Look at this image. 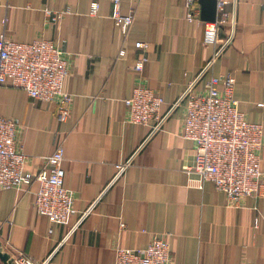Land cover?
Masks as SVG:
<instances>
[{"label":"crops","instance_id":"crops-1","mask_svg":"<svg viewBox=\"0 0 264 264\" xmlns=\"http://www.w3.org/2000/svg\"><path fill=\"white\" fill-rule=\"evenodd\" d=\"M95 1L99 11L91 14ZM227 1L234 37L215 58L216 45L203 41V23L187 18V0H120L122 14L135 10L127 35L112 18V0H0V38H49L71 61L64 90L73 101L65 120L55 104L9 85L0 86V117L21 124L28 170L43 168L42 157L63 146L64 185L75 209L67 222L53 223L35 206L38 181L0 188L3 252L24 253L36 264L55 250L47 264H115L118 247H144L166 236L173 264H264V190L235 202L212 181L198 187L197 176L185 170L195 144L181 135L183 105L151 136L149 127L127 120L125 100L136 85L162 95L167 107L214 58L196 89L204 90L212 75L232 74L240 111L264 130V0ZM46 9L66 13L56 21ZM230 31L223 26L219 42ZM138 41L149 48H137ZM144 54L147 61L136 70ZM131 158L115 179L117 165ZM0 264L6 263L0 258Z\"/></svg>","mask_w":264,"mask_h":264},{"label":"built area","instance_id":"built-area-1","mask_svg":"<svg viewBox=\"0 0 264 264\" xmlns=\"http://www.w3.org/2000/svg\"><path fill=\"white\" fill-rule=\"evenodd\" d=\"M112 2V18L122 33L127 35L134 22L135 10L124 15L120 10V0ZM227 3V0H218L216 20L203 21L199 0H187V18L203 23V41L216 45L215 58L232 43L234 37L235 12L226 9ZM98 11L99 3L95 1L91 5V14H97ZM46 13L58 21L66 11L52 12L46 9ZM225 25H230L231 31L223 42H219L218 32ZM135 46L143 51L149 48V44L144 41L136 42ZM124 54L122 50L120 56ZM213 60L167 107L162 95L155 94L144 84L136 85L132 95L125 100L127 120L149 127L151 136L162 128L176 108L183 105L181 135L195 144L194 161L185 170L197 176L198 187L203 188L206 182L212 181L235 202L246 197L261 196L264 190V173L261 169L264 130L262 124L249 122L240 111L239 101L234 97L235 78L232 74L212 75L204 90L196 89L199 81L210 70ZM146 61L147 56L144 54L134 68L141 71ZM70 65L71 61L62 45L49 38L28 43L0 38V86L23 89L31 99L55 104L60 120L68 117L73 101V95L64 90V80L69 74ZM21 131V124L17 120L0 117V188H21L38 181L35 200L38 213L48 216L53 223H65L75 213V209L73 196L64 185L63 146L42 157L45 162L43 168L28 170L27 156L19 144ZM131 162L132 158L117 165L115 179L127 170ZM87 213L82 214L75 228ZM258 223L256 218L255 227ZM55 251L40 264H47ZM13 259L15 264H36L24 253ZM115 264H173L169 238L155 237L144 247H118Z\"/></svg>","mask_w":264,"mask_h":264},{"label":"water","instance_id":"water-1","mask_svg":"<svg viewBox=\"0 0 264 264\" xmlns=\"http://www.w3.org/2000/svg\"><path fill=\"white\" fill-rule=\"evenodd\" d=\"M201 4V19L203 21H215L217 15L218 0H199ZM0 258L6 264H15L9 253L3 252L0 242Z\"/></svg>","mask_w":264,"mask_h":264}]
</instances>
